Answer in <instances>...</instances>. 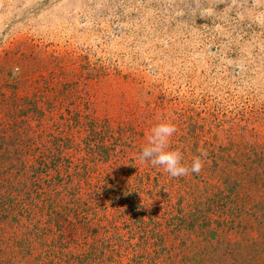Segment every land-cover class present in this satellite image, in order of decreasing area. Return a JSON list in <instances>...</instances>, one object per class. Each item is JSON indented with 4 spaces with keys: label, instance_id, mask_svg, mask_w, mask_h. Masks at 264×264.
Listing matches in <instances>:
<instances>
[{
    "label": "rangeland",
    "instance_id": "1",
    "mask_svg": "<svg viewBox=\"0 0 264 264\" xmlns=\"http://www.w3.org/2000/svg\"><path fill=\"white\" fill-rule=\"evenodd\" d=\"M160 122L176 125L169 147L181 151L184 163L190 166L198 148L206 151L199 174L171 177L138 159ZM28 136L37 141L38 151L50 138L48 147L60 145L61 155L87 157L96 163L95 176L115 173L129 180L135 197L146 207L156 200L159 213L166 198L176 204L187 188L191 203L193 189L200 197L226 179L234 191L253 184L259 193L264 183V0H0L4 247L16 238L25 245L60 235L51 212L65 209L56 206L55 192L61 188L45 193L30 185L29 176L16 182L13 167H27ZM96 143L103 160L97 150L87 155V147ZM40 190L45 200H39ZM17 195L24 211L14 206ZM260 199L259 211L264 208ZM75 220L70 213L69 222L63 221L64 240L73 237ZM257 226L249 233L257 244L249 255L236 249L238 238L230 234L224 243L230 253L217 245L220 264H264V225ZM49 229L53 232L45 235ZM27 252L23 247L22 259L0 254V264H31Z\"/></svg>",
    "mask_w": 264,
    "mask_h": 264
},
{
    "label": "trees",
    "instance_id": "2",
    "mask_svg": "<svg viewBox=\"0 0 264 264\" xmlns=\"http://www.w3.org/2000/svg\"><path fill=\"white\" fill-rule=\"evenodd\" d=\"M27 142L24 159L27 167H13L18 176L16 182L29 176L30 185L45 193L61 188L55 192L56 206L65 209L51 212L60 235L59 239H42L38 244L30 240L23 245L18 238L8 240L5 247L0 245V254L13 253V259H22L23 255H19L24 247L33 261L31 264H220L217 245L223 253H230L224 246L228 234L238 238L233 245L246 255L257 245L249 233L258 230V223L264 225V208L259 205L258 209L259 197L261 201L264 197V183L259 193H254L253 184L234 191L226 179L215 190H203L200 197L193 189L191 203L186 188L184 196L178 194L176 204L166 198L161 207L163 212L159 213L156 200L149 202L147 208L135 197V186L129 180L122 181L115 173L95 176L96 163L86 161L87 157L61 155L60 145L53 142L55 149L48 147L50 138L43 151H38L39 145L32 136H28ZM87 150V155L97 150L96 156L103 160L97 143ZM30 159L32 163L26 162ZM11 181L15 185V180ZM44 196L39 200H45ZM15 199H18L16 210L24 211L19 195ZM70 213L75 215L76 229L69 232L72 238L64 240L63 223L69 222ZM51 230H46L45 235ZM98 231L101 234L97 237ZM246 257V261L252 258Z\"/></svg>",
    "mask_w": 264,
    "mask_h": 264
},
{
    "label": "clouds",
    "instance_id": "3",
    "mask_svg": "<svg viewBox=\"0 0 264 264\" xmlns=\"http://www.w3.org/2000/svg\"><path fill=\"white\" fill-rule=\"evenodd\" d=\"M19 69H13V75ZM176 125L172 122H160L150 130L147 143L140 149L138 159L141 162H148L152 166H160L171 177L186 176L189 173L199 174L202 166V157L207 155L206 151L197 149L200 153L192 161L190 166L183 162V156L179 149L169 147L170 138L176 133Z\"/></svg>",
    "mask_w": 264,
    "mask_h": 264
}]
</instances>
